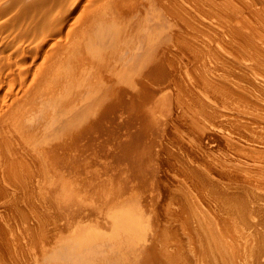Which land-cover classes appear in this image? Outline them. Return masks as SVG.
Returning a JSON list of instances; mask_svg holds the SVG:
<instances>
[{"label": "bare ground", "instance_id": "bare-ground-1", "mask_svg": "<svg viewBox=\"0 0 264 264\" xmlns=\"http://www.w3.org/2000/svg\"><path fill=\"white\" fill-rule=\"evenodd\" d=\"M67 2L0 6L63 9L33 70L0 67V264H264V0ZM139 154L185 184L146 205L56 191L77 162Z\"/></svg>", "mask_w": 264, "mask_h": 264}, {"label": "rangeland", "instance_id": "rangeland-1", "mask_svg": "<svg viewBox=\"0 0 264 264\" xmlns=\"http://www.w3.org/2000/svg\"><path fill=\"white\" fill-rule=\"evenodd\" d=\"M1 2L3 5L0 6L3 9L4 8L3 0L0 1V4ZM66 4L68 6L70 4V0H68ZM57 6L59 9L60 4L57 3ZM62 6L63 5L61 4L60 7ZM65 7L63 6V8L67 10L68 7L66 8ZM60 9L59 11L61 12ZM56 12L52 11V14ZM12 13H17V12L14 11ZM52 14L51 17L49 18H51L50 22L52 21L53 23L51 22L50 24L48 19V22H46L48 25L44 21L40 20L39 16H38L39 18L33 16L35 19L32 17V15L29 17L30 14L24 17L22 16L21 17L22 19L19 18L18 21H15L16 23L12 20H11L12 22L9 20L7 24L5 20L8 17L5 15L4 16L0 15V24H2L1 21L4 24V25L2 24V26L0 25V67L2 66L3 68V65L6 66V64L9 63V61H10L9 64H11L12 62L11 64L12 66L15 64H16L15 66H20L21 64L20 62L22 63L24 62L23 63L24 67L27 66L31 70H33L36 67V65H38L41 58L36 56L38 55V52L39 55L41 54L40 44L42 41H40V39H37L39 41H36V38H39L42 35L44 36V34L46 33H43V31L45 32V30L47 31L50 30L51 29L50 27L54 25V21H55L54 18L55 15H57V13L55 15L53 14V17ZM27 17H29L30 19L29 18L27 19ZM32 18L37 21L35 22L33 20L32 22ZM39 20L42 21V23ZM28 21L29 22L31 21L32 23L31 22L29 23ZM43 22L47 25L46 29H43L45 28L43 26L44 25ZM33 23L36 24L31 25ZM29 25H31L32 27ZM23 26L26 30L23 28ZM39 27L40 28L43 27V28H41L40 30ZM12 28L14 29L10 31V29ZM30 28L32 31L30 30ZM20 29L24 31H21ZM37 29L41 32L39 31L36 32ZM19 33L21 34L23 33V34L20 36ZM37 33L38 34L40 33V36L37 37ZM43 36L41 37V39H43ZM28 38L31 40V42L33 40L36 44L34 42L31 44ZM26 42L27 44L29 42V46L26 44ZM38 42L40 44H38ZM18 44H20L21 46ZM22 48L25 49L26 52L23 51ZM21 51H23L25 54L22 52L24 54L22 55ZM3 62L6 64H4ZM23 65L21 64V66ZM158 110H159V105H157L156 103L150 104L149 115L155 113V111ZM175 110L176 109L174 106L170 107L169 105L162 104L161 115L159 117H155V119L153 120H161V122L165 124L170 123L174 117ZM138 119H145V117L140 116L138 117ZM116 151H117V147L114 149V152ZM109 157L110 158H108L106 165L103 166L105 172L102 175H100V177L97 174H95L96 172L95 169L88 167L87 165L84 166L81 162H77L73 168L71 174L72 176L69 177L68 183H64L63 180H60L58 178L56 179L58 185L56 191L71 192L73 190H77L80 193L79 199L81 200L84 206H87L86 202L88 200H94L95 203L99 205H102L104 203H111L115 206H119L124 204V202H127L132 199L137 200L140 203V205L141 204L146 205L147 201L150 200L157 191L158 189L156 188L157 185L185 184L181 180V177L177 175L175 172H172L171 170H163V169L160 170L159 168L156 169L153 166L155 162H153L150 159V156L148 154L147 155L139 154V158L136 160L132 159L131 157V162H128L125 157L122 158L118 157V159L116 160H114L113 156H109ZM95 163L98 165L96 161ZM113 164L116 166L113 172H112V168L106 169V166H113ZM134 189H138L139 191H136ZM76 205L77 204H73V206ZM98 216L99 215H96V218H98ZM83 218H87V217H83ZM100 220H102V218ZM83 222L86 223L87 221L83 219Z\"/></svg>", "mask_w": 264, "mask_h": 264}]
</instances>
